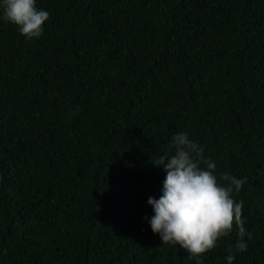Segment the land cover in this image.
I'll use <instances>...</instances> for the list:
<instances>
[{
    "label": "trees",
    "instance_id": "trees-1",
    "mask_svg": "<svg viewBox=\"0 0 264 264\" xmlns=\"http://www.w3.org/2000/svg\"><path fill=\"white\" fill-rule=\"evenodd\" d=\"M36 6L35 39L0 7V264H228L235 227L192 258L151 231L181 131L247 177L232 264H264V0Z\"/></svg>",
    "mask_w": 264,
    "mask_h": 264
},
{
    "label": "clouds",
    "instance_id": "clouds-1",
    "mask_svg": "<svg viewBox=\"0 0 264 264\" xmlns=\"http://www.w3.org/2000/svg\"><path fill=\"white\" fill-rule=\"evenodd\" d=\"M0 7L3 20L15 25L20 35L27 39L42 35L49 13L37 8L36 0H2ZM203 153V146L187 132L171 137L168 151L154 164L162 167L166 176L160 198H148L154 213L148 222L163 244L179 245L189 258L214 249L235 227V244L225 249L227 262L232 264L235 254L245 252L247 241L253 239L245 227L244 202L233 195L240 192L247 177L240 179L225 171L218 178L215 162Z\"/></svg>",
    "mask_w": 264,
    "mask_h": 264
}]
</instances>
